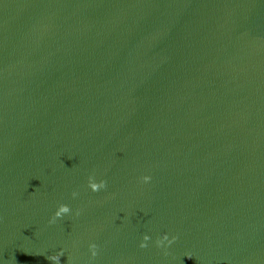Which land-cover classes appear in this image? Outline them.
<instances>
[{
    "label": "water",
    "instance_id": "1",
    "mask_svg": "<svg viewBox=\"0 0 264 264\" xmlns=\"http://www.w3.org/2000/svg\"><path fill=\"white\" fill-rule=\"evenodd\" d=\"M59 252L264 264V0H0V264Z\"/></svg>",
    "mask_w": 264,
    "mask_h": 264
},
{
    "label": "clouds",
    "instance_id": "2",
    "mask_svg": "<svg viewBox=\"0 0 264 264\" xmlns=\"http://www.w3.org/2000/svg\"><path fill=\"white\" fill-rule=\"evenodd\" d=\"M141 181L143 183H147L150 181V177L149 176H142ZM87 187L92 191V192H98L102 189L106 188V181L101 179L99 181H96L94 176H89L88 180H87ZM72 197L75 198L78 193L73 191L71 193ZM70 212V208L68 205L66 204H59L57 206L56 211L53 213V216L50 218L49 223H53L55 222L56 219L63 217L64 215H67ZM76 215H79V211L77 210ZM177 239L176 236H172L171 238H169L168 234H162L160 237H158L154 243L155 246L157 248H164L167 249V247L169 245H171L172 243L175 242V240ZM150 240V237L148 235H144L141 239V242L139 244L140 248H145L147 247V242ZM88 249H89V253L91 257H95L97 255V245L95 243H90L88 245ZM165 255H167V251H165L164 253ZM62 255V252L53 254V255H49L46 257L47 260L51 261L52 264H60V256ZM189 258H191L190 256H188Z\"/></svg>",
    "mask_w": 264,
    "mask_h": 264
}]
</instances>
